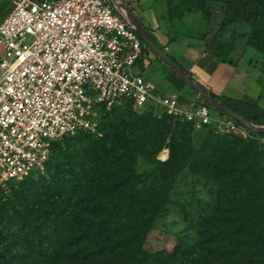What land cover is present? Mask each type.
Returning <instances> with one entry per match:
<instances>
[{
	"label": "trees",
	"instance_id": "trees-1",
	"mask_svg": "<svg viewBox=\"0 0 264 264\" xmlns=\"http://www.w3.org/2000/svg\"><path fill=\"white\" fill-rule=\"evenodd\" d=\"M174 20L175 17L170 18L171 22ZM211 51L225 62L238 64L230 56L231 46ZM181 67L194 79L188 70ZM172 77L179 86L188 85L176 72ZM201 86L242 117L264 126V109L256 103L218 96ZM124 107L133 109L130 103ZM147 112L139 124L128 118L104 125L102 136L81 131L64 137L55 144L47 164L51 179L41 175L38 179L28 178L19 182L36 185L37 194L44 190L45 195L57 204V197L72 202L73 193L85 181L86 175L105 170L118 172L123 177L108 188V197H101L94 204L87 203L88 212L82 200L77 202L74 211L57 214L56 217L65 219L54 221L52 231L35 224V213L39 208L33 202L36 193L32 198L27 196L26 204L30 208L23 215L22 225L15 234L26 244L29 253L20 264L24 261L25 264H36L37 259L42 264H264V167H258L251 157L255 142L248 143L234 134H217L207 126L209 133L202 145L196 148L192 143L194 124L184 118L182 122V117L167 113L165 121L167 118L175 119L172 142L178 137L181 150L177 154L175 143L172 144L171 157L158 162L159 172L141 183L139 159L145 157V144L143 140H132L130 133L149 123L155 110ZM71 137L78 138L79 146H74L73 151H69L70 155L61 151L55 156L58 143ZM84 139L91 144L89 147L83 144ZM80 154L84 155L83 160L79 158ZM186 166L219 183L217 206L201 224L195 244L181 243L172 252L151 253L144 248L146 237ZM4 189L0 188V196ZM98 207L101 215L93 210ZM65 251L71 252L66 263L63 259Z\"/></svg>",
	"mask_w": 264,
	"mask_h": 264
},
{
	"label": "built area",
	"instance_id": "built-area-1",
	"mask_svg": "<svg viewBox=\"0 0 264 264\" xmlns=\"http://www.w3.org/2000/svg\"><path fill=\"white\" fill-rule=\"evenodd\" d=\"M0 45V188L46 174L59 140L96 132L106 112L127 103L217 133H258L227 114L213 116L201 96L180 104L136 71L151 64L150 48L112 0H14Z\"/></svg>",
	"mask_w": 264,
	"mask_h": 264
},
{
	"label": "rangeland",
	"instance_id": "rangeland-1",
	"mask_svg": "<svg viewBox=\"0 0 264 264\" xmlns=\"http://www.w3.org/2000/svg\"><path fill=\"white\" fill-rule=\"evenodd\" d=\"M165 2L167 3L168 20L173 17L175 19L182 17L179 20H183L191 32L202 39L207 49L217 50L231 46L230 56L248 65L254 76L264 86V0H165ZM148 54L151 64L146 66L140 63L136 71L142 72L146 77L144 72L152 65L150 71L166 75L163 84L158 85L154 81L159 86L160 89L157 87L159 91L168 95H173L177 91L181 93L183 87L179 86L172 77L175 71L164 63L152 49L148 51ZM190 90L192 91V88ZM192 92L195 94L194 91ZM179 102L184 105L190 103L183 99ZM209 106L213 116H222L219 110ZM167 113L171 114L162 108H157L155 114L153 113L149 119V123L137 127V131L130 133L132 140H143L145 144L143 145L145 157L139 159V171L142 173L141 183L159 172L158 162H165L171 157L172 144L175 143L177 154L181 150L178 137L172 142L175 119L167 118L168 121H165ZM146 115H148L147 110L138 111L130 107H117L107 116L102 117L98 130L92 133L102 136L104 125L111 122L118 123L122 119L132 118L133 122L139 124ZM181 121L183 122L184 119L182 118ZM208 130V127H195L192 143L196 148L202 145L209 133ZM214 132L217 133L215 130ZM241 139L248 143L255 142L251 157L258 167H264V133L258 132L253 137ZM83 144H87V147L91 145L87 139ZM133 145L136 146L135 143ZM74 146H79L78 138L64 139L58 143L55 156L61 151L69 154ZM82 154L79 155L81 160L87 152L85 151L83 156ZM44 175L47 176V180L51 179V174L48 175L46 172ZM120 175L118 172L105 170L86 175L85 181L81 182L78 190L73 193L72 202H66L57 197V204L45 195L44 190H41L42 194H37L38 188L36 192L37 186L34 184L16 183L12 187L5 188L3 195L0 196V264H20L21 260L26 259L29 254L26 244L15 235L22 225L23 215L30 208L26 204L27 196L32 198L36 193L33 202H36L39 208L35 213V224L46 231H52L54 221L65 219L60 215L56 217L57 214L63 213L62 211H66L65 214L74 211L77 202L82 200L85 201L84 206L88 212L87 203L94 204L101 197H108L110 193L108 188L122 180L123 177ZM219 190L220 185L215 179L195 172L189 166L184 167L170 193L169 201L159 213L146 237L144 248L151 253L172 252L181 243L195 244L199 239L201 224L217 206ZM93 210L97 214H102L99 207ZM63 239V242L67 243L66 239ZM64 255L63 259L66 263L70 260L71 252L65 251ZM36 264H42V262L37 259Z\"/></svg>",
	"mask_w": 264,
	"mask_h": 264
},
{
	"label": "crops",
	"instance_id": "crops-1",
	"mask_svg": "<svg viewBox=\"0 0 264 264\" xmlns=\"http://www.w3.org/2000/svg\"><path fill=\"white\" fill-rule=\"evenodd\" d=\"M13 1L0 0V25L12 11ZM124 2L155 38L157 44L188 70L199 84L218 96L256 103L264 109V86L248 65L243 61H237V65L223 61L204 46L202 39L193 34L183 20L175 19L172 22L168 20L165 0H124ZM3 53L4 48L0 45V58ZM151 66L144 74L159 88L158 85L166 80V75L150 71ZM189 88V85L184 86L181 93L177 91L173 95L191 103L200 95L192 89L195 92L193 94L190 90L192 87ZM182 92L185 95H182Z\"/></svg>",
	"mask_w": 264,
	"mask_h": 264
},
{
	"label": "water",
	"instance_id": "water-1",
	"mask_svg": "<svg viewBox=\"0 0 264 264\" xmlns=\"http://www.w3.org/2000/svg\"><path fill=\"white\" fill-rule=\"evenodd\" d=\"M112 0L113 4L118 5L123 15L132 23L136 24L138 35L141 39L152 49L157 56H159L165 63H167L171 69H173L190 87H192L201 97L210 103L211 106L219 110L220 112L227 114L243 123H246L259 133H264V126H257L246 118L242 117L234 110L221 103L217 99L213 98L205 88H203L196 80L192 79L185 70L154 40L151 34L142 25L133 10L123 3L121 0Z\"/></svg>",
	"mask_w": 264,
	"mask_h": 264
},
{
	"label": "bare ground",
	"instance_id": "bare-ground-1",
	"mask_svg": "<svg viewBox=\"0 0 264 264\" xmlns=\"http://www.w3.org/2000/svg\"><path fill=\"white\" fill-rule=\"evenodd\" d=\"M119 3H120V1L119 0H117Z\"/></svg>",
	"mask_w": 264,
	"mask_h": 264
}]
</instances>
